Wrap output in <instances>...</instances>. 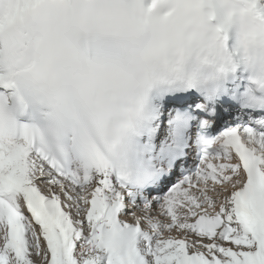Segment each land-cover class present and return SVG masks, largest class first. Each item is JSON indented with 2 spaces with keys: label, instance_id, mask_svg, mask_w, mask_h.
<instances>
[{
  "label": "snow or ice",
  "instance_id": "1",
  "mask_svg": "<svg viewBox=\"0 0 264 264\" xmlns=\"http://www.w3.org/2000/svg\"><path fill=\"white\" fill-rule=\"evenodd\" d=\"M69 3L25 0L21 27L0 32V63L43 47ZM16 100L0 71V111ZM232 116L210 117L223 131L204 141L194 171L151 198L134 194L102 153L54 156L30 126L6 133L0 117V264H264V111L244 123ZM154 203L168 220L149 215ZM129 215L134 222L121 218Z\"/></svg>",
  "mask_w": 264,
  "mask_h": 264
},
{
  "label": "clouds",
  "instance_id": "2",
  "mask_svg": "<svg viewBox=\"0 0 264 264\" xmlns=\"http://www.w3.org/2000/svg\"><path fill=\"white\" fill-rule=\"evenodd\" d=\"M71 0L43 47L18 49L0 71L16 102L0 111L54 156L98 151L113 164L132 145L154 88L242 69L264 94V0ZM25 0H0V32L21 27ZM25 104L39 123L22 121Z\"/></svg>",
  "mask_w": 264,
  "mask_h": 264
},
{
  "label": "bare ground",
  "instance_id": "3",
  "mask_svg": "<svg viewBox=\"0 0 264 264\" xmlns=\"http://www.w3.org/2000/svg\"><path fill=\"white\" fill-rule=\"evenodd\" d=\"M214 194V193H213ZM156 205L157 204H153V206H152V210H151V212L149 213V215H152L153 217H155L156 219H159V220H161V221H164V219L165 220H168L169 218L168 217H166V216H163V215H161V213H162V210L160 209V211H157L156 210V208H158V206L156 207ZM137 216H143L144 215V212H143V209H142V206L141 207H139V208H137ZM122 219H124V220H127L128 222H131L130 220H128V218H127V216H122ZM134 219V218H133ZM135 220V219H134ZM132 222H134V221H132ZM145 224V223H144ZM143 224V226H145ZM147 226V225H146ZM174 232H177V231H175L174 230Z\"/></svg>",
  "mask_w": 264,
  "mask_h": 264
},
{
  "label": "rangeland",
  "instance_id": "4",
  "mask_svg": "<svg viewBox=\"0 0 264 264\" xmlns=\"http://www.w3.org/2000/svg\"><path fill=\"white\" fill-rule=\"evenodd\" d=\"M213 195H214V194H213ZM157 206H158V205H156V207H157ZM156 210H157V211L160 210L159 206H158V208H156ZM180 211L183 212V211H185V210H180ZM121 218H122V217H121ZM127 218H128V220H130L131 222H132V221H135L134 219H136V217H133V216H130V215L127 216ZM133 218H134V219H133ZM164 220H165V219H164ZM145 224H146V222H145ZM145 224H144V225H145ZM144 227H145V229L147 230V226L145 225ZM173 235L179 237V233H178V232H173Z\"/></svg>",
  "mask_w": 264,
  "mask_h": 264
}]
</instances>
